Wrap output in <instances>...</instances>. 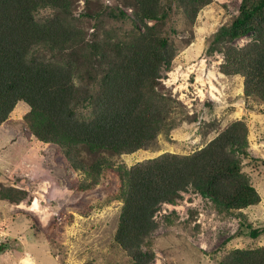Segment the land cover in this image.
Returning a JSON list of instances; mask_svg holds the SVG:
<instances>
[{
  "label": "trees",
  "instance_id": "obj_1",
  "mask_svg": "<svg viewBox=\"0 0 264 264\" xmlns=\"http://www.w3.org/2000/svg\"><path fill=\"white\" fill-rule=\"evenodd\" d=\"M212 1L135 0L132 17L110 6V18L133 23L130 33L113 38L88 36L71 17L73 0H0V124L23 102L29 135L60 148L69 164L85 173L75 187L88 190L102 174H117L123 206L115 240L132 264H151L157 212L162 203H177L189 187L220 211H242L261 200L244 170L250 155L244 119L189 154L166 151L130 167L113 161L151 147L176 125L173 98L160 88L163 67L177 52L163 24L174 3L192 23ZM250 34L247 43H234ZM209 49L224 52L222 70L243 75L245 95L264 102V0H242L239 13L214 33ZM27 194L23 184H0L1 198L18 203ZM263 232L264 226L250 230L253 237ZM225 263L264 264V245L234 248Z\"/></svg>",
  "mask_w": 264,
  "mask_h": 264
},
{
  "label": "rangeland",
  "instance_id": "obj_2",
  "mask_svg": "<svg viewBox=\"0 0 264 264\" xmlns=\"http://www.w3.org/2000/svg\"><path fill=\"white\" fill-rule=\"evenodd\" d=\"M73 1L71 17L85 26L88 36L108 33L115 38L131 32L130 18L114 20L107 12L119 6L132 17L135 0ZM241 1L213 0L192 23L174 3L163 31L171 34L177 52L171 65L163 67L160 88L173 98L176 125L160 133L151 147L116 155L113 161L130 167L166 151L189 154L232 121L244 119L250 152L244 170L261 200L242 211H220L189 187L177 203H162L157 212L151 264H228L232 249L264 245V232L250 234L251 228L264 226V102L245 95L243 75L222 70L224 52L209 49L214 33L239 13ZM83 12L94 16L83 17ZM252 38L246 35L234 43ZM27 111L21 102L9 121L0 124V184L28 188L18 203L0 197V264H30L17 258L21 253L32 254L34 264H132L115 240L123 206L121 179L110 171L91 189L75 187L85 173L75 170L60 148L29 135Z\"/></svg>",
  "mask_w": 264,
  "mask_h": 264
},
{
  "label": "crops",
  "instance_id": "obj_3",
  "mask_svg": "<svg viewBox=\"0 0 264 264\" xmlns=\"http://www.w3.org/2000/svg\"><path fill=\"white\" fill-rule=\"evenodd\" d=\"M29 255H22V253H21V255L20 256H17V258H20V261L22 260V261H25V259H29L30 261H32V262H30V264H34V256L32 255V254H30V253H28ZM26 264V263H25Z\"/></svg>",
  "mask_w": 264,
  "mask_h": 264
}]
</instances>
